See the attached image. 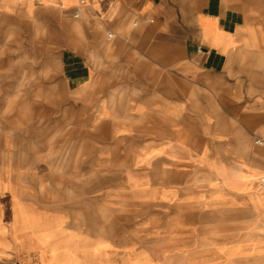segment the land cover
Listing matches in <instances>:
<instances>
[{
  "label": "crops",
  "instance_id": "crops-1",
  "mask_svg": "<svg viewBox=\"0 0 264 264\" xmlns=\"http://www.w3.org/2000/svg\"><path fill=\"white\" fill-rule=\"evenodd\" d=\"M9 31L46 63L60 48L57 82L41 78L63 142L112 197L162 209L165 263L264 264V0H0V46ZM35 62L11 94L38 96ZM38 117L31 99L20 152L37 154ZM37 206L0 178V249Z\"/></svg>",
  "mask_w": 264,
  "mask_h": 264
},
{
  "label": "rangeland",
  "instance_id": "rangeland-1",
  "mask_svg": "<svg viewBox=\"0 0 264 264\" xmlns=\"http://www.w3.org/2000/svg\"><path fill=\"white\" fill-rule=\"evenodd\" d=\"M6 33L0 46V133L6 129L7 134L0 143V178L24 199H30L33 187L38 206L33 212L25 211L29 225L25 228L22 223V237L8 236L6 248L0 249V264H175L168 259L165 263L162 255V209L128 206L122 196L112 197L106 182L110 176L83 173L79 144L63 142V96L43 93L46 80L41 78L49 73L57 82L55 61L60 48L55 46L54 57L46 63L42 47L17 46L14 35ZM37 59L43 60L39 70L44 67L39 71L38 96L11 94L6 78L22 71L23 86H30L25 76L36 69ZM31 99L39 107L37 154L33 155L30 144L20 152L22 144L13 136Z\"/></svg>",
  "mask_w": 264,
  "mask_h": 264
},
{
  "label": "built area",
  "instance_id": "built-area-1",
  "mask_svg": "<svg viewBox=\"0 0 264 264\" xmlns=\"http://www.w3.org/2000/svg\"><path fill=\"white\" fill-rule=\"evenodd\" d=\"M81 3L84 2V0H80ZM258 144L261 143V141H257ZM259 188L264 190V173L261 175V177L258 180Z\"/></svg>",
  "mask_w": 264,
  "mask_h": 264
}]
</instances>
